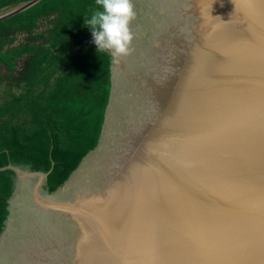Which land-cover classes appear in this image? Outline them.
<instances>
[{"label": "water", "instance_id": "obj_1", "mask_svg": "<svg viewBox=\"0 0 264 264\" xmlns=\"http://www.w3.org/2000/svg\"><path fill=\"white\" fill-rule=\"evenodd\" d=\"M0 0V264H264V0Z\"/></svg>", "mask_w": 264, "mask_h": 264}, {"label": "clouds", "instance_id": "obj_2", "mask_svg": "<svg viewBox=\"0 0 264 264\" xmlns=\"http://www.w3.org/2000/svg\"><path fill=\"white\" fill-rule=\"evenodd\" d=\"M136 16L133 0H95L85 24L91 29L99 52L106 50L119 62L134 50L132 24Z\"/></svg>", "mask_w": 264, "mask_h": 264}]
</instances>
